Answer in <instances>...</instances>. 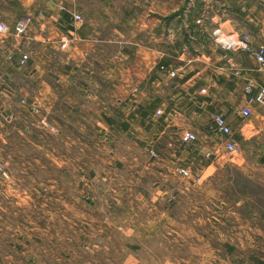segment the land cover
I'll return each mask as SVG.
<instances>
[{"label":"crops","instance_id":"obj_1","mask_svg":"<svg viewBox=\"0 0 264 264\" xmlns=\"http://www.w3.org/2000/svg\"><path fill=\"white\" fill-rule=\"evenodd\" d=\"M24 14V38L0 36V155L17 196L44 182L70 198L75 182L133 244L209 247L219 229L241 227L261 231L242 245L264 261V105L239 116L243 86H264V70L212 35L264 48V0H0L9 27ZM213 113L232 129L231 154L207 128ZM183 131L195 139L183 143Z\"/></svg>","mask_w":264,"mask_h":264},{"label":"rangeland","instance_id":"obj_2","mask_svg":"<svg viewBox=\"0 0 264 264\" xmlns=\"http://www.w3.org/2000/svg\"><path fill=\"white\" fill-rule=\"evenodd\" d=\"M3 167L7 177L0 176V264H264L257 258L262 256L260 247L242 245L247 231L254 239L261 231L219 229L209 247L174 240L167 245L144 240L133 244L123 225L121 231L109 226L112 215L103 203V213L98 199L88 207L79 197L77 183L70 198L59 192L56 198L50 197L44 182L34 183L36 191L17 196L21 185L7 181L9 172ZM121 207L127 212V202Z\"/></svg>","mask_w":264,"mask_h":264},{"label":"built area","instance_id":"obj_3","mask_svg":"<svg viewBox=\"0 0 264 264\" xmlns=\"http://www.w3.org/2000/svg\"><path fill=\"white\" fill-rule=\"evenodd\" d=\"M58 10L66 11L70 14L73 21H79L80 15L79 13L72 11L70 9L65 8L62 4L57 5ZM31 23V18L29 15L24 14L17 17L12 25L9 27L5 22L0 19V36L7 35L11 33L13 36L17 38H24L25 33ZM213 37L215 38V42L219 45L223 50L230 49H242L249 54H251L256 61L258 68L264 70V48L263 47H250L249 45L239 44L234 42L233 35L231 32H223L219 29L214 30L212 32ZM66 42L62 40L59 44L61 49L65 48ZM27 59V55L25 53H21L20 57L17 60L18 65H23L25 60ZM225 69L231 74L236 75L238 73V69L236 65L228 59L226 61ZM168 74L170 76L174 75L173 71H169ZM243 94L245 95L246 107L240 109L239 116L240 117H248L250 115V110L248 105L255 104L258 106L264 105V86L261 85H252L250 83H246L243 88ZM159 111H156L158 113ZM207 128L213 133L222 135L224 137L222 141V146L224 152L231 154L235 151L236 145L233 140V132L230 126L228 125L226 119L220 113H213L210 122ZM181 141L190 142L195 139V135L190 131H183L180 136ZM209 153H205V156H208ZM177 172L184 178L193 182L199 181V176L192 175V173L186 167H180L177 169ZM0 176L7 177L5 168L2 163H0Z\"/></svg>","mask_w":264,"mask_h":264}]
</instances>
